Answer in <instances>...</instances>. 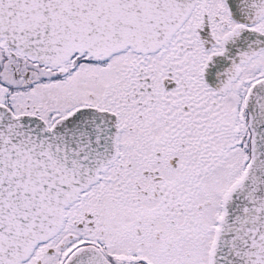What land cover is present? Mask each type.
I'll return each instance as SVG.
<instances>
[{"label":"snow or ice","instance_id":"snow-or-ice-1","mask_svg":"<svg viewBox=\"0 0 264 264\" xmlns=\"http://www.w3.org/2000/svg\"><path fill=\"white\" fill-rule=\"evenodd\" d=\"M0 264H264V0H0Z\"/></svg>","mask_w":264,"mask_h":264}]
</instances>
